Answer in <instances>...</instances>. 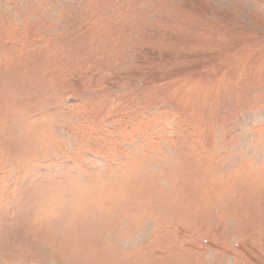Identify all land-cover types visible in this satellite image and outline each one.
<instances>
[{
  "label": "rangeland",
  "instance_id": "1",
  "mask_svg": "<svg viewBox=\"0 0 264 264\" xmlns=\"http://www.w3.org/2000/svg\"><path fill=\"white\" fill-rule=\"evenodd\" d=\"M0 264H264V0H0Z\"/></svg>",
  "mask_w": 264,
  "mask_h": 264
}]
</instances>
